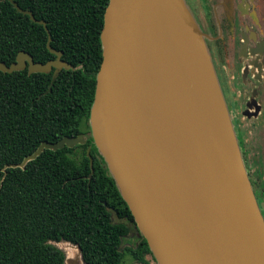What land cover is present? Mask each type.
<instances>
[{
	"label": "water",
	"instance_id": "water-1",
	"mask_svg": "<svg viewBox=\"0 0 264 264\" xmlns=\"http://www.w3.org/2000/svg\"><path fill=\"white\" fill-rule=\"evenodd\" d=\"M7 1L43 27L54 59L19 51L0 72L70 69L44 22ZM204 39L184 0H108L88 133L155 264H264V222ZM84 142L82 133L41 142L8 167ZM85 154L92 172L89 147ZM74 249L63 264H83Z\"/></svg>",
	"mask_w": 264,
	"mask_h": 264
},
{
	"label": "trees",
	"instance_id": "trees-1",
	"mask_svg": "<svg viewBox=\"0 0 264 264\" xmlns=\"http://www.w3.org/2000/svg\"><path fill=\"white\" fill-rule=\"evenodd\" d=\"M13 1L44 22L49 46L71 68L54 76L51 71L0 72V264H63V253L51 244L58 242L78 247L83 264H121L124 252L131 251L120 246L133 220L87 125L108 0ZM45 41L41 25L0 0V62L9 65L19 51L33 62L52 60ZM80 133L85 139L81 145L43 150L22 169L8 167L41 142ZM142 244L150 255L144 240Z\"/></svg>",
	"mask_w": 264,
	"mask_h": 264
},
{
	"label": "flooded vegetation",
	"instance_id": "flooded-vegetation-1",
	"mask_svg": "<svg viewBox=\"0 0 264 264\" xmlns=\"http://www.w3.org/2000/svg\"><path fill=\"white\" fill-rule=\"evenodd\" d=\"M184 3L205 37L213 69L219 76L221 68L229 92L237 101L233 110L228 101V112L240 142L247 179L253 186L251 191L264 222V0H184ZM242 45L244 56L239 55ZM251 49L258 54L250 56ZM253 63L258 64L259 69L253 67ZM222 91L225 97L228 92ZM253 103L258 107L256 113ZM130 226L124 237L131 241L127 247L144 254L141 264H155L145 252L143 238L134 222Z\"/></svg>",
	"mask_w": 264,
	"mask_h": 264
},
{
	"label": "rangeland",
	"instance_id": "rangeland-1",
	"mask_svg": "<svg viewBox=\"0 0 264 264\" xmlns=\"http://www.w3.org/2000/svg\"><path fill=\"white\" fill-rule=\"evenodd\" d=\"M214 73H215V78H216V83H217V86H218V89L219 91L221 92L222 94V99H223V102L225 104V107L228 111V101H229V104H230V110H233L235 108V105L237 104V101L235 100V98L230 94L229 92V84L227 82V79H226V76L223 74L221 68H219L218 70V75L216 74L215 70H214ZM224 90L226 93L228 92L227 95H225V97L223 96V91ZM234 113V111H233ZM230 115V114H229ZM112 221H117L115 219L114 216H112ZM131 241L130 239L128 238H124L122 241H121V249L123 250L124 248H128L127 247V244H130ZM54 246H56L62 253L63 255H65L66 257H73L76 253L75 249H74V246H71L67 243H63V242H58V243H53ZM143 246V244H142ZM139 250L135 249L134 251H127L124 252L122 258H121V264H138V263H143L144 262V254L142 255V259L139 261L137 258L139 257L140 258V254L141 252L138 253Z\"/></svg>",
	"mask_w": 264,
	"mask_h": 264
}]
</instances>
